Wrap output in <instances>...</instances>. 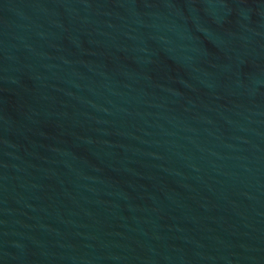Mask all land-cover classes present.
Instances as JSON below:
<instances>
[{
    "label": "water",
    "instance_id": "obj_1",
    "mask_svg": "<svg viewBox=\"0 0 264 264\" xmlns=\"http://www.w3.org/2000/svg\"><path fill=\"white\" fill-rule=\"evenodd\" d=\"M0 264H264V0H0Z\"/></svg>",
    "mask_w": 264,
    "mask_h": 264
}]
</instances>
